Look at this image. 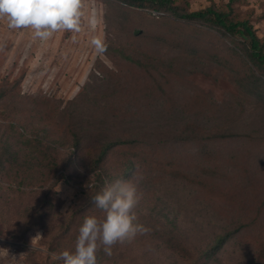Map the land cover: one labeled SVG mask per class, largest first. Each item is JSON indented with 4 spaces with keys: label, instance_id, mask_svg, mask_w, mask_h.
Returning a JSON list of instances; mask_svg holds the SVG:
<instances>
[{
    "label": "rangeland",
    "instance_id": "374dc122",
    "mask_svg": "<svg viewBox=\"0 0 264 264\" xmlns=\"http://www.w3.org/2000/svg\"><path fill=\"white\" fill-rule=\"evenodd\" d=\"M177 4L232 11L264 45V0ZM82 12L79 32L47 40L0 19V264L74 251L77 223L93 211L87 148L108 138L135 140L104 169L107 183L136 184L148 231L102 264H264V68L242 37L118 0H83ZM50 151L58 172L42 181L38 156Z\"/></svg>",
    "mask_w": 264,
    "mask_h": 264
},
{
    "label": "clouds",
    "instance_id": "9594fccd",
    "mask_svg": "<svg viewBox=\"0 0 264 264\" xmlns=\"http://www.w3.org/2000/svg\"><path fill=\"white\" fill-rule=\"evenodd\" d=\"M82 8L83 0H0V19H6L11 29L28 28L36 38L47 40L59 31L79 32ZM92 44L98 53L106 51L99 38H93ZM91 200L102 216L84 218L74 251L52 254L57 264H97L101 247L111 256L114 245L148 231L139 223L137 186L131 180L106 183Z\"/></svg>",
    "mask_w": 264,
    "mask_h": 264
},
{
    "label": "trees",
    "instance_id": "16d2710c",
    "mask_svg": "<svg viewBox=\"0 0 264 264\" xmlns=\"http://www.w3.org/2000/svg\"><path fill=\"white\" fill-rule=\"evenodd\" d=\"M122 2L129 8L138 9V10H151L153 12L170 14L174 18L183 19L187 21H199L203 24H207L212 28H219L224 30L225 33L229 35H239L242 37L243 42L247 45L249 62L253 64L258 69L264 68V45L261 43L259 38L257 37L254 29L247 21H235L231 18L232 11L223 12L215 9L214 7H208L204 10L189 12L187 9H183L181 5L177 4L178 1L181 0H118ZM76 138L79 140V136ZM135 140L133 139H105L104 141H98L96 145L92 147H88L89 152H93L95 157L92 162H90L91 172H93L95 176L94 185L90 188L89 191L84 192L90 198L91 202V210L89 213H84L77 224L82 225L84 218L86 216L96 215L99 210L94 209V204L92 203L91 197L96 193L100 192L101 189L105 186L107 182H111V176L108 175L107 171L104 169L105 161L107 160L109 154L113 152L115 149L126 146H134ZM81 147V140L77 145V149ZM55 150V149H54ZM1 153V152H0ZM56 151H50L48 154L41 153L38 158L40 161L38 162V167H48L47 172L42 174V181L47 180L50 173H53V176L58 172V156L56 155ZM50 161L48 165H45V161ZM0 163L3 164L2 156L0 155ZM130 166H127L129 169ZM105 170V171H104ZM64 173V174H63ZM63 173L60 177L65 180L66 183L72 184L73 177L71 175H65L67 173L66 170H63ZM59 179V178H58ZM58 179L56 181H58ZM44 203H48L47 197ZM78 212L70 215L68 218V224L66 229L61 233V235H68L70 233V229L74 222H76V215ZM102 216V213L98 215V217ZM62 217V216H61ZM68 239V238H66ZM65 240V239H63ZM225 238L221 239V242H224ZM52 250H55V247L52 245ZM138 252V251H137ZM113 253V251H112ZM127 255L130 258V263L134 260L137 255H130V251H127ZM112 256V255H111ZM109 255H106L101 247V249L97 253V264H102L105 261L109 260ZM139 256V255H138ZM53 264H57L56 261L53 260Z\"/></svg>",
    "mask_w": 264,
    "mask_h": 264
}]
</instances>
